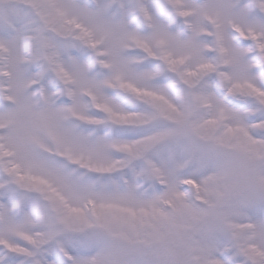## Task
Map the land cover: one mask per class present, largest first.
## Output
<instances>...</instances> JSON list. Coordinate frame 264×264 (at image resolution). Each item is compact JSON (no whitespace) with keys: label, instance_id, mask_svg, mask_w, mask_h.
Listing matches in <instances>:
<instances>
[{"label":"snow or ice","instance_id":"obj_1","mask_svg":"<svg viewBox=\"0 0 264 264\" xmlns=\"http://www.w3.org/2000/svg\"><path fill=\"white\" fill-rule=\"evenodd\" d=\"M0 264H264V0H0Z\"/></svg>","mask_w":264,"mask_h":264}]
</instances>
